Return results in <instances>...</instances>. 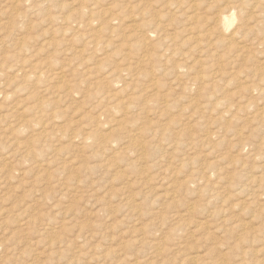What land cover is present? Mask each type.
I'll list each match as a JSON object with an SVG mask.
<instances>
[{
    "label": "rangeland",
    "instance_id": "obj_1",
    "mask_svg": "<svg viewBox=\"0 0 264 264\" xmlns=\"http://www.w3.org/2000/svg\"><path fill=\"white\" fill-rule=\"evenodd\" d=\"M40 1L0 0V264H264V30L247 54L219 0Z\"/></svg>",
    "mask_w": 264,
    "mask_h": 264
},
{
    "label": "bare ground",
    "instance_id": "obj_2",
    "mask_svg": "<svg viewBox=\"0 0 264 264\" xmlns=\"http://www.w3.org/2000/svg\"><path fill=\"white\" fill-rule=\"evenodd\" d=\"M141 1L147 2V5L145 6V9H147V11L152 12V11H154V9H156L155 7L159 6L161 8H164L165 6L168 5V8L170 10H175V12L179 11L181 13L184 12V14L187 15L188 19L197 18V16H198L197 12L201 13V10L206 7V0H159L160 2H163V3L166 2L165 5L164 4H161V5L160 4L159 5L153 4L152 3L153 0H141ZM201 1H203V4ZM219 1L221 3L220 5L222 6V8L219 9L217 11V13L215 14L216 17H214V25H215V27H214L215 31L214 32H217V33H220V34L227 36V40H229L228 42H230V43L237 44V45L240 44L241 45L240 51L248 54L250 51L249 49H253L254 43H257V42L252 40V42L250 43L251 48H248V46L244 43V40L247 39L245 37L247 35V33H245L246 34L245 35L243 31L244 30L249 31L248 29H250V28H257L258 30H264V0H219ZM50 2H51V0H41L39 2L40 4L36 7H42V6L46 7L47 5L50 4ZM144 4H145V2H144ZM34 7L35 6L30 5L29 9H33ZM39 9H41V8H39ZM83 12L87 13V16L89 19V25L91 26L93 24V22H95V21H93L94 13L96 12L95 9L90 10V11H83ZM257 13H261V14H257ZM156 14H159L158 9H157ZM252 14H256L259 17L252 18V20H250V16ZM81 16H82V13H74L71 15V19L77 20V18L81 17ZM163 21L164 20H162L161 18L154 19L152 21L153 23L151 24L149 30L146 31V33H145L147 39H151L153 36V35L149 34V31H151V33H153V32L157 33L158 31H161L162 28H165V25H168V24H165ZM212 38L220 39V38H223V36L222 35L213 36L210 34L209 37L202 38L201 42L205 41L207 45H213V44H215V42L213 41ZM236 39L239 41L236 42L237 41ZM89 40L88 41H89L90 46H93L94 44L97 46L98 44L101 43V40L98 36H93ZM262 41H264V38ZM259 42H261V41H259ZM203 48H205V47H203ZM235 56L237 57L238 55H235ZM185 57H186V58H184L185 61L182 63H179L177 65V68H176L177 76L179 74L184 75L185 72L188 75L189 71L191 70L190 66H188L189 64L187 63V61L190 62L192 59H195V58L189 57L187 55H185ZM143 61L144 62L150 61V57L148 55V52H146L143 55ZM192 61L194 63L199 62L198 60H192ZM191 66H192V68L194 67V65H191ZM200 66H201V64H200ZM200 66H199V68H200ZM196 67H197V65H196ZM201 68L202 69H200L199 71L197 70L198 71L197 73L195 71V74H196L195 76H192L193 74L190 75L192 77L189 78V82L192 83V85L193 84H196V85H199V84L200 85L201 84L212 85L214 83L221 81L222 76H221V73H219V71L221 70L220 68H218V69H209V68L207 69L206 67H201ZM43 75H44L43 70H38L36 72V78H41V77H43ZM181 75H179L177 77L178 83L176 85L178 87H180V83L182 80V78L180 79ZM27 79L31 80L32 76L31 75L28 76ZM179 79H180V81H179ZM187 79L188 78L186 76V79H184V80L186 81ZM189 82H187V83H189ZM214 85L210 89L205 88V87H200V89H204L207 91L213 90ZM49 89H50V87L42 88L41 92L46 93L49 91ZM164 101L166 102V101H168V99H165ZM205 108L206 107L203 105L200 107L198 113H201V116L204 113L203 111ZM228 108L231 110L232 109L234 110V107H232V106H228ZM237 109L242 110V108L238 107V106H237ZM253 114H252V116H253ZM255 117L264 119V112L261 111V112L257 113V115ZM260 147H262V146H260ZM21 149H24V148H21ZM156 246H158V245L156 243H153L154 249L156 248ZM257 264H262V263H257Z\"/></svg>",
    "mask_w": 264,
    "mask_h": 264
}]
</instances>
